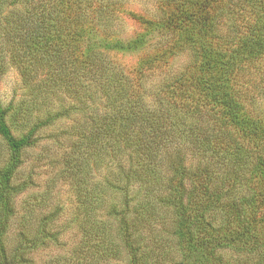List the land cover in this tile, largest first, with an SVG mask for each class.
I'll return each instance as SVG.
<instances>
[{"label":"trees","instance_id":"1","mask_svg":"<svg viewBox=\"0 0 264 264\" xmlns=\"http://www.w3.org/2000/svg\"><path fill=\"white\" fill-rule=\"evenodd\" d=\"M157 8L134 14L142 31L124 39L104 0H0V73L9 51L31 92L0 100V264L60 244L58 209L37 225L19 213L30 182L18 172L39 133L82 107L64 168L81 237L43 264H264V0ZM140 49L131 66L119 58ZM61 90L72 103L55 109ZM95 161L99 197L80 178Z\"/></svg>","mask_w":264,"mask_h":264},{"label":"rangeland","instance_id":"2","mask_svg":"<svg viewBox=\"0 0 264 264\" xmlns=\"http://www.w3.org/2000/svg\"><path fill=\"white\" fill-rule=\"evenodd\" d=\"M110 9L115 10L109 16L113 29L121 38L129 39L142 31L134 14L147 13L156 14L158 11V0H104ZM117 12V13H116ZM118 15V16H117ZM92 16L86 18L89 31L94 34H102L99 27L92 25ZM118 17V18H117ZM9 51L4 58L3 70L0 73V100L8 104L10 101L17 102L30 94V88L23 79L21 69L17 63H12L8 57ZM140 50L126 52L119 55V58L128 66L136 63L141 56ZM185 56L181 55L172 62V69L181 68L186 62ZM161 75L155 76L151 82L159 80ZM64 91L61 90L47 101H52L54 108L60 107V101L66 105L72 103L70 98H63ZM79 106V105H78ZM85 107L73 112L70 117H62L53 125L42 130L39 133L38 141L35 145L23 152V165L18 172V180L27 179L30 187L17 198L16 204L19 213L22 215L25 211L26 218L30 220L31 225H37V219L46 214L49 210H59V217L56 220V227L61 233V242L58 245H51L37 250L34 256V264H43L55 254H64L71 252L78 245L81 232L78 228L77 221L74 220L76 212V181H73V171L64 169L68 165L67 153L71 142L72 133L78 123L85 125L88 122ZM45 111V108H43ZM16 134L20 133L18 127L13 126ZM6 156L4 144H0V165ZM95 160V159H93ZM93 165L95 167L93 168ZM90 165L92 170L84 169L81 180L94 196L101 195L97 188L100 176H102L101 162L95 161ZM91 180V182H90ZM20 216L12 224L10 241L13 242L18 230L20 229Z\"/></svg>","mask_w":264,"mask_h":264}]
</instances>
